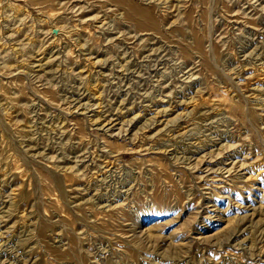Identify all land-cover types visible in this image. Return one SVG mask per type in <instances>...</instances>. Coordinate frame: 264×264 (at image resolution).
Returning a JSON list of instances; mask_svg holds the SVG:
<instances>
[{"label":"rangeland","instance_id":"rangeland-1","mask_svg":"<svg viewBox=\"0 0 264 264\" xmlns=\"http://www.w3.org/2000/svg\"><path fill=\"white\" fill-rule=\"evenodd\" d=\"M0 264H264V0H0Z\"/></svg>","mask_w":264,"mask_h":264},{"label":"bare ground","instance_id":"bare-ground-1","mask_svg":"<svg viewBox=\"0 0 264 264\" xmlns=\"http://www.w3.org/2000/svg\"><path fill=\"white\" fill-rule=\"evenodd\" d=\"M89 108V107H88Z\"/></svg>","mask_w":264,"mask_h":264}]
</instances>
